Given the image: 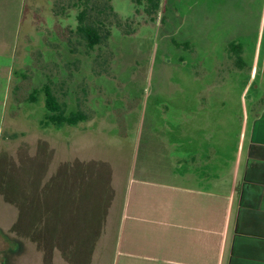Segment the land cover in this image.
Masks as SVG:
<instances>
[{
	"label": "rangeland",
	"instance_id": "374dc122",
	"mask_svg": "<svg viewBox=\"0 0 264 264\" xmlns=\"http://www.w3.org/2000/svg\"><path fill=\"white\" fill-rule=\"evenodd\" d=\"M154 1L0 0V264H113L128 180H169L172 120L206 129L210 168L232 170L244 106L264 94L262 0ZM46 87L86 120L45 125Z\"/></svg>",
	"mask_w": 264,
	"mask_h": 264
},
{
	"label": "crops",
	"instance_id": "0c3cea01",
	"mask_svg": "<svg viewBox=\"0 0 264 264\" xmlns=\"http://www.w3.org/2000/svg\"><path fill=\"white\" fill-rule=\"evenodd\" d=\"M262 45L263 39L260 53ZM250 72L264 85V64ZM251 104V110L244 106L248 121L227 176L210 168L215 147L200 136L206 129L198 127L194 137L172 120L169 180H128L113 264H264V94ZM183 129L189 142L181 146ZM178 150L186 154L185 168Z\"/></svg>",
	"mask_w": 264,
	"mask_h": 264
},
{
	"label": "trees",
	"instance_id": "16d2710c",
	"mask_svg": "<svg viewBox=\"0 0 264 264\" xmlns=\"http://www.w3.org/2000/svg\"><path fill=\"white\" fill-rule=\"evenodd\" d=\"M149 13L151 9H157V4L154 0H148ZM155 9V10H156ZM79 32L83 35V37L88 42L89 48H94L96 45L100 44L102 41V37L99 33V29L91 24L86 23V13L82 12L79 15ZM229 54H231L234 58H236V66L242 67V54H243V46L241 43L232 42L229 46ZM45 108L49 112V115L45 118V125H54V126H62L69 125L75 126L80 122L86 120V115L82 112L71 113L69 116L66 115L65 107L59 103L57 97L55 96L51 87H46L45 89ZM32 101H36V97L31 95ZM120 223V222H119ZM116 235L119 233V226H117ZM116 228H114L115 230Z\"/></svg>",
	"mask_w": 264,
	"mask_h": 264
}]
</instances>
